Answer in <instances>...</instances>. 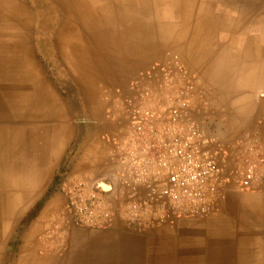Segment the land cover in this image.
Segmentation results:
<instances>
[{"label": "crops", "instance_id": "crops-1", "mask_svg": "<svg viewBox=\"0 0 264 264\" xmlns=\"http://www.w3.org/2000/svg\"><path fill=\"white\" fill-rule=\"evenodd\" d=\"M2 1L0 23L7 24L9 7ZM113 1L127 10L111 11L116 25L126 16H144L145 11L137 7L146 2L167 29L173 32L183 26L190 34H183L181 44L171 45L155 40L161 35L175 40L179 34H101L94 42L89 41V34H60L58 39L66 45L62 53L79 55L83 64L81 82L75 85L65 82L72 75L63 63L64 54H57L62 57L59 73L51 74L26 50L24 34H16L17 42L10 45L8 34H3L8 28L0 26L2 213L22 216L46 192L69 153L73 155L62 184L74 175L93 182L109 180L112 191L107 196L113 199L118 188L116 150L109 139L124 134L123 122L112 118L102 123L104 103L113 102L112 96L82 94L80 101L75 87L121 90L137 69L166 60V48L178 49L188 67L212 88L207 95L213 109L205 126L229 142L236 138L253 141L264 158V0ZM79 44L80 52L72 50ZM90 47L97 58L90 57ZM73 60L78 62L77 57ZM94 63L95 69L91 68ZM78 103L86 109V119L78 115ZM237 166L231 155L222 167L227 186L216 210L206 217L177 216L168 208L137 221L114 216L107 226L82 227L72 219L66 196L58 189L31 219L11 262L264 264V163L259 165L256 181L244 191L236 184ZM13 225L1 224L0 246L7 247ZM45 246L49 251L41 254L39 248Z\"/></svg>", "mask_w": 264, "mask_h": 264}, {"label": "built area", "instance_id": "built-area-1", "mask_svg": "<svg viewBox=\"0 0 264 264\" xmlns=\"http://www.w3.org/2000/svg\"><path fill=\"white\" fill-rule=\"evenodd\" d=\"M208 92L177 54L116 89L115 111L107 112L109 119H121L124 133L109 139L116 150L115 203L86 176H69L62 190L74 222L102 227L114 216L132 222L168 208L177 216H209L227 186L222 167L231 155L238 165L237 187L248 190L264 158L253 141L229 142L205 126L213 109Z\"/></svg>", "mask_w": 264, "mask_h": 264}, {"label": "rangeland", "instance_id": "rangeland-1", "mask_svg": "<svg viewBox=\"0 0 264 264\" xmlns=\"http://www.w3.org/2000/svg\"><path fill=\"white\" fill-rule=\"evenodd\" d=\"M2 2L5 5L8 4L9 7V22L7 24L4 21L0 23L1 27L8 28L3 33L8 34V36L6 37V40H8V44L11 45L17 42L16 34H24L26 50H29L37 59L38 63L40 62L47 71L48 69L54 68L55 66L62 68L60 61V58L62 57L58 56L57 54L61 53L63 55L64 53L62 52L65 51L63 48H65L66 45L64 44L63 39H58L60 34H89L90 42L98 40V37L100 38L101 34H153V36L154 34H179V36L175 40L164 38V35H161L160 40H155L156 42H162L163 45H171L170 42L181 44V42H183V34H190L189 32L185 31L183 26H176V29L173 32L172 30L167 29L168 27L166 26V24L158 21L157 16L155 15V9L150 6V3L145 5L146 2L140 3L142 4V6L137 7V9L141 12L145 11L144 16H126L127 20L120 21L118 25L114 23L115 20L113 18V15L111 14V11L116 8L121 10V12L123 13L126 6H120L119 8V5L116 4L113 0H3ZM129 8H134L136 10V7ZM126 11L127 10H125L124 12ZM133 17L135 18L134 20H132ZM78 41H80V39ZM72 48V50L77 49V51H81L80 44L79 46H72ZM91 48L92 47H90L89 50L90 57L97 58L98 56H93L95 52L91 50ZM177 50L178 49L173 47V49L166 48L164 51H167V58L171 54H177L180 59L186 64L184 58ZM76 57L78 59V62H75L73 60ZM66 58H69L70 60H68V62H64ZM79 58V55L76 56L72 54L71 56L66 57L65 55V57H63V63H65V66L69 69L68 72L72 75V77H70L71 80H69L67 77V80H65L66 84L72 83L76 85L81 82L80 74L82 72L81 68L83 64L79 62ZM155 62L148 63L143 67L137 69L132 78H134L140 70H143L145 67ZM94 65L95 67L91 68L95 69L96 64L94 63ZM58 88L60 90H63L61 86H59ZM75 90V95L80 101L82 94L90 96L102 94L104 96H112L113 98L114 94L116 93V88L111 87L90 88L78 86L75 87ZM89 105L96 106L97 104L89 103ZM104 106L105 110L103 111L102 115V123L111 122L108 121L110 120L109 118H106L107 112L113 113L115 111V107L112 102H106L104 103ZM77 113L81 116L80 118H87L88 114L86 112V109L84 107H81V103H78ZM58 169H56V171ZM56 171L54 172V174L56 173ZM47 190L48 188L46 189V191ZM42 196L37 201H34L29 206V208L26 209L25 213L22 216L16 217L12 214L6 215L1 212L4 209H1L0 207V227L4 222H7L8 224H10V226L11 223H14L13 228L9 232V241L7 247L0 246V264H12V262H14V260L16 259L21 243V236L23 232L27 230L31 219L36 215L33 216L23 228H20V226L22 225V221L26 217L27 213L33 208V206L42 198ZM15 217L16 221L12 220ZM49 235L50 233L45 234L47 239L49 238ZM1 239L2 238L0 237V242L2 241ZM39 249L41 254H47L49 251L47 246ZM1 252L4 255H1Z\"/></svg>", "mask_w": 264, "mask_h": 264}, {"label": "trees", "instance_id": "trees-1", "mask_svg": "<svg viewBox=\"0 0 264 264\" xmlns=\"http://www.w3.org/2000/svg\"><path fill=\"white\" fill-rule=\"evenodd\" d=\"M73 154L69 153L68 155H66L63 159L62 162L60 164L59 169L56 171V173L54 174L52 181L48 187V190L46 191V193L42 196V198L33 206V208L27 213L26 217L24 218V220L22 221V225L20 226V228H23L28 221L36 215V213L38 212V210L40 209V207L42 206V204L58 189H61L60 186L65 178V176L68 174L69 171V161L71 159V156Z\"/></svg>", "mask_w": 264, "mask_h": 264}, {"label": "water", "instance_id": "water-1", "mask_svg": "<svg viewBox=\"0 0 264 264\" xmlns=\"http://www.w3.org/2000/svg\"><path fill=\"white\" fill-rule=\"evenodd\" d=\"M94 190L102 194H109L112 191V185L109 180H100L94 182Z\"/></svg>", "mask_w": 264, "mask_h": 264}, {"label": "flooded vegetation", "instance_id": "flooded-vegetation-1", "mask_svg": "<svg viewBox=\"0 0 264 264\" xmlns=\"http://www.w3.org/2000/svg\"><path fill=\"white\" fill-rule=\"evenodd\" d=\"M40 38H41V37H40ZM41 39H42V38H41ZM40 44H41V43H40ZM44 49H45V48H44ZM51 66H52V63H51ZM50 72H51V74H52V73H55V72H56V73H59V70H58L57 67L55 66L54 68H51V69H50Z\"/></svg>", "mask_w": 264, "mask_h": 264}, {"label": "bare ground", "instance_id": "bare-ground-1", "mask_svg": "<svg viewBox=\"0 0 264 264\" xmlns=\"http://www.w3.org/2000/svg\"><path fill=\"white\" fill-rule=\"evenodd\" d=\"M171 29H172V28H171ZM179 58H180V57H179ZM111 95H112V94H111ZM110 98H111V97H110ZM107 120H108V119H107ZM253 138H254V137H253ZM228 140H229V139H228ZM115 176H116V175H115ZM115 176H114V177H115ZM115 179H116V178H115ZM114 181H115V180H114ZM113 192H114V191H113ZM113 192H112V193H113Z\"/></svg>", "mask_w": 264, "mask_h": 264}]
</instances>
